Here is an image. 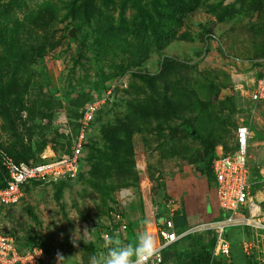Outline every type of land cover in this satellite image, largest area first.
Returning <instances> with one entry per match:
<instances>
[{
  "label": "rangeland",
  "instance_id": "rangeland-1",
  "mask_svg": "<svg viewBox=\"0 0 264 264\" xmlns=\"http://www.w3.org/2000/svg\"><path fill=\"white\" fill-rule=\"evenodd\" d=\"M263 60L264 0H0V158L67 154L84 107L101 101L78 176L26 186L0 207L2 230L42 248L48 264L57 252L89 264L111 214L134 245L172 199L190 233L161 264L185 261L211 235L199 225L215 215L212 161L247 118ZM250 155L256 173L264 155ZM245 261L240 249L229 259Z\"/></svg>",
  "mask_w": 264,
  "mask_h": 264
},
{
  "label": "built area",
  "instance_id": "built-area-1",
  "mask_svg": "<svg viewBox=\"0 0 264 264\" xmlns=\"http://www.w3.org/2000/svg\"><path fill=\"white\" fill-rule=\"evenodd\" d=\"M248 101L247 118L242 119L234 129L233 145L227 150L220 148L211 165L217 215L199 225L202 231L210 232L209 238L214 240L210 264L229 261L232 229L244 231L239 249L249 264H264V165L256 173L250 165L252 148H260L264 155V139L254 141L256 126L264 132V60ZM100 105L101 101L96 100L84 107L69 153L40 162H16L6 155L0 158L1 168L5 172L4 186L0 188V207L17 205L23 196V189L33 183L67 182L77 177L87 133ZM175 212V202L167 200L162 207L161 217L156 221V215L152 214L151 226L143 224L144 230L155 238L161 248L159 256L153 257L149 264H161L163 252L190 233V230L176 231L173 222ZM121 216L116 212L111 214L107 230L100 235L102 249H106L103 242L105 234H118L125 242L128 225ZM0 264L48 263L42 248H20L14 236L2 230L0 221Z\"/></svg>",
  "mask_w": 264,
  "mask_h": 264
},
{
  "label": "clouds",
  "instance_id": "clouds-1",
  "mask_svg": "<svg viewBox=\"0 0 264 264\" xmlns=\"http://www.w3.org/2000/svg\"><path fill=\"white\" fill-rule=\"evenodd\" d=\"M144 223L150 224L151 221L146 220ZM77 231L80 232L79 228L75 232ZM85 232L89 231L85 230ZM104 242L107 251L91 256L89 264H149V261L153 257L159 256L161 251L157 241L147 230L138 233L134 245L124 243L118 234H105ZM71 243L73 247H78L75 235ZM69 259H65L59 252L56 254V264H67Z\"/></svg>",
  "mask_w": 264,
  "mask_h": 264
},
{
  "label": "trees",
  "instance_id": "trees-1",
  "mask_svg": "<svg viewBox=\"0 0 264 264\" xmlns=\"http://www.w3.org/2000/svg\"><path fill=\"white\" fill-rule=\"evenodd\" d=\"M97 115V114H96ZM96 117V116H95ZM95 119V118H94ZM93 123V122H92ZM89 133V132H88ZM87 133V143L85 144L84 146V150H83V154L84 152L86 151V149L89 147L90 144H88V134ZM116 134V133H115ZM114 134V135H115ZM108 142V145H109V150L113 149L114 150V147H113V144L111 142V140H107ZM70 148H71V145H70ZM70 148H69V151L67 153L70 152ZM101 150V151H100ZM99 151L102 152V148L100 149ZM10 157V156H9ZM12 158V157H11ZM14 161L16 162H20L19 160L15 159V158H12ZM106 157L102 154L100 157H99V164H103L101 161L105 160ZM107 161V159H106ZM23 162H26V161H23ZM28 162V161H27ZM39 162V161H38ZM1 167V166H0ZM99 169H101L100 167L97 169V171H99ZM101 171V170H100ZM95 172L93 173V175H96V176H100L101 175V172ZM0 174H1V177H2V181H3V177L5 175V172L2 168H0ZM78 176V175H77ZM212 176V174H211ZM68 182V181H67ZM59 183H66V181H62V182H59ZM35 185H38V183H33ZM58 184V183H57ZM4 186V182L2 183V186L0 188H2ZM157 216H159L158 218L161 217L162 213L160 211H158V213H156ZM173 222H174V225H175V229L177 232H180L182 231V229L186 226L187 224V221H186V217L184 214H182L181 216L177 215L173 218ZM107 230V228L104 226L102 231L101 232H105ZM130 230V229H129ZM101 235V233H100ZM99 235V236H100ZM184 239V238H183ZM182 239V240H183ZM181 241V240H180ZM100 242L102 243V239H100ZM104 242V241H103ZM179 242V241H178ZM177 242V243H178ZM105 243V242H104ZM177 243H175L174 245H176ZM174 245H171L168 249L172 248ZM213 246H214V240L212 238H209L206 242L205 245L201 246L200 247V251H198L197 253L195 254H188L186 256V260L181 262L180 264H210V259H211V252H212V249H213ZM104 252L107 251V249H102ZM165 250V251H167ZM164 251V252H165ZM163 252V253H164ZM163 256V254H162ZM214 264H219L218 262H214Z\"/></svg>",
  "mask_w": 264,
  "mask_h": 264
},
{
  "label": "crops",
  "instance_id": "crops-1",
  "mask_svg": "<svg viewBox=\"0 0 264 264\" xmlns=\"http://www.w3.org/2000/svg\"><path fill=\"white\" fill-rule=\"evenodd\" d=\"M215 195V194H214ZM215 206H216V203H215ZM175 209H176V212H175V216H181L183 213H182V211H181V208H179L178 206H176L175 205ZM208 209V211L210 212V215L215 211V215H213L211 218H213V217H215L216 215H217V208L215 207L214 208V210L213 209H211L210 207H208L207 208ZM185 217L188 219L189 217H188V213H187V210L185 211ZM159 219V218H158ZM157 221V220H156ZM239 234V233H238ZM238 236H240L239 238H233L232 239V237L230 238V250H231V255H230V260H231V257H232V254H233V252H235V251H239V242H240V240L242 239V235H238ZM236 248V249H235ZM243 256V255H242ZM246 260V259H245ZM226 262H229V261H226ZM246 262V264H249V262L246 260L245 261ZM229 263H231L232 264V262H229ZM222 264H224V263H222Z\"/></svg>",
  "mask_w": 264,
  "mask_h": 264
}]
</instances>
